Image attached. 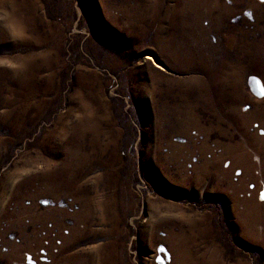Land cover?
Returning <instances> with one entry per match:
<instances>
[{
  "label": "rangeland",
  "instance_id": "1",
  "mask_svg": "<svg viewBox=\"0 0 264 264\" xmlns=\"http://www.w3.org/2000/svg\"><path fill=\"white\" fill-rule=\"evenodd\" d=\"M0 264H264V2L0 0Z\"/></svg>",
  "mask_w": 264,
  "mask_h": 264
},
{
  "label": "snow or ice",
  "instance_id": "2",
  "mask_svg": "<svg viewBox=\"0 0 264 264\" xmlns=\"http://www.w3.org/2000/svg\"><path fill=\"white\" fill-rule=\"evenodd\" d=\"M262 2H264V0H262Z\"/></svg>",
  "mask_w": 264,
  "mask_h": 264
}]
</instances>
